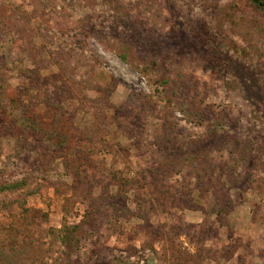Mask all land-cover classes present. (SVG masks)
<instances>
[{"label": "rangeland", "instance_id": "374dc122", "mask_svg": "<svg viewBox=\"0 0 264 264\" xmlns=\"http://www.w3.org/2000/svg\"><path fill=\"white\" fill-rule=\"evenodd\" d=\"M0 2L33 35L16 52L0 33V185L24 183L0 194V246L25 250L23 264H264L263 7ZM120 45L149 71L123 63ZM26 117L45 130L57 118L74 127L80 156L94 151L79 177L66 172L79 152L61 162ZM113 172L147 185L123 193ZM85 215L94 217L85 237L62 242L60 229Z\"/></svg>", "mask_w": 264, "mask_h": 264}, {"label": "trees", "instance_id": "16d2710c", "mask_svg": "<svg viewBox=\"0 0 264 264\" xmlns=\"http://www.w3.org/2000/svg\"><path fill=\"white\" fill-rule=\"evenodd\" d=\"M61 1V0H60ZM66 0H63V3ZM254 2L257 3L258 6L263 7L264 8V3L260 0H253ZM78 2L72 3V7L75 8V6H77ZM1 5V2H0ZM0 33L3 34L4 36H9L11 37L12 40V44H13V50L16 52H20L21 50H28V48H31L33 46L32 44V40H33V35L30 33L29 29L27 28V24H28V20L24 19V16L20 17V14H12L13 16H8V14L5 12V7L3 8L2 6H0ZM73 8V9H74ZM7 9V8H6ZM65 45L62 46V51L66 52L65 50L67 49V47H64ZM64 47V48H63ZM119 50L120 51H115L117 57L125 64H127L128 66H130L131 68H133L134 70L137 69H146L147 71H149V67H146L147 65H137L136 68H134L133 63L131 62V60L128 57V47L125 45H120L119 46ZM69 54V53H67ZM52 58L56 59L55 56H53ZM58 64V63H57ZM144 64V63H143ZM143 66V67H142ZM60 68H62V66L60 65ZM161 84V86H165L166 82H160L159 85ZM25 96V95H24ZM27 97V96H26ZM29 100L34 101L32 99L29 98ZM46 100H50L53 101L52 98L50 97H46ZM48 104V103H47ZM23 107V105H22ZM24 109V107H23ZM29 111V109H28ZM30 121V117H26L25 121H22L23 125L29 126L28 124ZM62 118H57L56 120H54L51 124H49L48 126L50 127L49 130H45L44 128H42V126H40L39 124L36 123V125L39 126H31L33 127V129H31L33 131V133H35L37 135V140L40 141L41 145H43L44 149L48 151H51V154H56L58 153L59 157L58 160H61L64 158H68L69 157V153L76 151L79 155L78 157V166L74 165V164H70L69 168H66V172L67 175H72V173L76 174L77 177H79L80 174V168L81 166L84 167L85 161L84 160H89L91 159V156L88 154L89 152H93L92 154H94V151H92V149L85 155L87 157H83L80 156V154L82 153L81 151V145H82V141H78V139L72 135V130L74 129V127L70 124H66L62 122ZM29 126V127H30ZM36 140V141H37ZM47 144V145H46ZM26 145L25 140L22 143V146L24 148V146ZM21 146V150H23ZM91 154V155H92ZM64 161V160H63ZM207 164V162H206ZM68 166V165H67ZM66 167V166H65ZM73 169V170H72ZM114 175L112 176L114 179L113 181L118 185V187L121 189V191H123V193H127L130 190H135V191H140L143 190L146 187V182L142 183L140 181L139 178L135 177V176H125L123 177L120 174H117L115 172H113ZM120 175V176H119ZM144 175V174H143ZM248 178H247V183H250V180L253 181L255 178V176L253 177V175L251 173H249L248 171ZM110 177V178H112ZM44 180H49L46 177L43 178ZM143 179L145 180V176H143ZM55 182L50 183L51 186H55L56 184ZM24 187V183H18L17 181H12V182H7L4 183L2 185H0V194L2 192H16V191H20L22 190ZM161 188V190H160ZM160 188H158V191L160 192H164V194L167 195V190H166V183L163 182V184L160 185ZM56 189V188H55ZM32 192H30L31 194ZM27 196V195H26ZM155 197H157L158 199H162V197L159 195H155ZM157 199V201L159 202V200ZM218 202V200H217ZM21 205H23V202H20ZM220 203V202H219ZM142 203L139 201L138 205H141ZM163 204H159V207L162 208ZM179 206V205H178ZM220 204H219V208H220ZM217 207V205H216ZM218 208V207H217ZM221 211H219V213H223V209L222 207L220 208ZM92 215V214H91ZM94 217H90V216H84L83 219L81 221H79V223L73 227H68L66 226L64 229H60L59 231V239L62 242H65L67 244L71 243V245L75 242H79L81 241L82 238L85 237L86 235V231H85V226L90 224V221L93 219ZM186 227V226H185ZM185 227H181V225L177 226V229H181L184 230ZM193 241H191V244L194 245V248L196 249V254H198V252L200 251V249H202L203 252V241H198L196 238H192ZM26 251L25 250H19L18 248H12V249H5L4 247L0 246V264H23L22 262L24 261V257H25Z\"/></svg>", "mask_w": 264, "mask_h": 264}]
</instances>
